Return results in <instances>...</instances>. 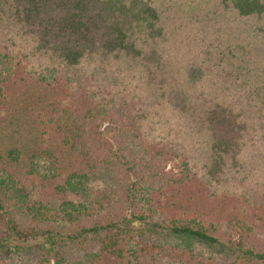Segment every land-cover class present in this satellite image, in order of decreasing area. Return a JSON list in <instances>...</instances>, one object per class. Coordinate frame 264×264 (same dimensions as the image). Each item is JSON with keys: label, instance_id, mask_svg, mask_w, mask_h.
I'll list each match as a JSON object with an SVG mask.
<instances>
[{"label": "trees", "instance_id": "16d2710c", "mask_svg": "<svg viewBox=\"0 0 264 264\" xmlns=\"http://www.w3.org/2000/svg\"><path fill=\"white\" fill-rule=\"evenodd\" d=\"M219 1L239 18L264 23V0ZM176 2L0 0V99L5 83L25 57L33 62L36 76L49 84L62 78L75 93L86 83L97 86L103 96L91 97L92 108L85 119H90L89 128L93 124L96 128L95 122L112 125L117 145L116 150L90 130L94 150L87 151V164H80L79 171L66 170L64 160L52 152L33 156L24 174L19 173L16 152L9 153L7 165L0 157V264H100L103 259L110 264H120L117 259L133 264L134 251L145 253L141 245L202 246L218 264H264V236L246 221L205 224L196 218L170 217L151 199L153 192L165 187L162 180L181 182L165 174L163 151L182 156V149L165 145L154 157L144 155L139 141L146 109L115 89L119 72L131 68L145 79L156 77L168 84L167 74L176 57L167 48L166 36L178 13ZM221 31L209 21L194 27L201 42L215 40ZM194 45L177 53L183 61L185 84L170 86L161 94L162 102L180 114L192 111L193 90L205 76L206 63L200 60L208 54L207 46ZM243 57L246 69L254 74L264 63V47L255 44ZM206 94V90L198 92L197 99ZM167 112L168 108L162 113L167 116ZM201 115L205 118L201 128L212 142L209 160L221 171L220 154L232 151V137L242 132L239 117L218 102L202 109ZM158 131L166 136L165 128ZM135 157L144 159L136 162ZM215 171L209 168L206 173L217 180L223 172ZM112 172L116 181L110 186L102 178ZM33 176L41 183L25 179ZM246 233L251 240L245 239Z\"/></svg>", "mask_w": 264, "mask_h": 264}, {"label": "rangeland", "instance_id": "374dc122", "mask_svg": "<svg viewBox=\"0 0 264 264\" xmlns=\"http://www.w3.org/2000/svg\"><path fill=\"white\" fill-rule=\"evenodd\" d=\"M175 8L178 13L166 36L167 48L176 57L172 60L173 68L167 74L168 84L160 83L156 77L145 79L140 71L135 72L136 69L131 68L119 72V84L114 88L127 99L131 96L146 109V122L139 141L145 150L144 155L154 157L165 145L176 151L182 149V156L166 148L163 151L167 158L163 169L165 174L181 182L174 183L173 178L162 180L165 187L159 193L153 192L151 199L170 217L196 218L205 224L246 221L249 227L264 236V63L256 67L257 71L253 74L246 69L243 57L255 44L264 47V23L253 18H239L219 0H177ZM204 21L219 25L222 31L215 40H204L202 43L195 35L194 27ZM189 45L198 49L207 46L208 54H201L200 60L206 63V71L197 90H193L196 94L191 104L192 111L180 114L162 102L161 94L162 90L166 93L170 86L177 88L185 84L183 61L177 53L180 48ZM122 67L125 68V65ZM34 71L33 62L23 57L3 87L0 99V157L6 165L10 162L9 153L14 151L22 168L19 173L24 174L33 156L52 152L55 156L60 155L61 162L64 160L66 170L79 171L82 169L80 164H87V151L94 150L92 139L88 138L90 130L117 150L116 132L112 125L95 122L96 128L94 124L89 128L90 119H85L92 108L91 97L100 94L97 86L86 83L75 93L62 78L49 84L37 77ZM203 90L209 94L206 98L202 95L197 99L198 92ZM104 98L109 96L104 95ZM217 102L231 107L232 113L239 117L242 129L240 135L232 137L233 150L220 154L221 171L209 160L211 137H205L201 128L205 123L202 109ZM167 108L165 116L162 112ZM164 128L166 136L162 137L158 130ZM143 159L135 157L136 162ZM185 163H188L187 168ZM58 165L63 168L59 160ZM12 167L15 171L16 164ZM209 168L223 174L217 180L211 179L206 173ZM115 177L112 172V175L102 179L110 182L111 186L116 181L113 180ZM131 178L134 181L133 176ZM25 179L41 183L35 176ZM252 192L257 195L256 198L249 196ZM250 235L243 234L248 241L251 240ZM141 247L145 253L139 249L134 251L136 258L132 260L133 264H218L209 257L211 253L208 249L202 246H194L193 249L183 246L178 249ZM117 263L131 264L120 259ZM100 264L110 262L103 259ZM235 264L247 263L237 261Z\"/></svg>", "mask_w": 264, "mask_h": 264}]
</instances>
